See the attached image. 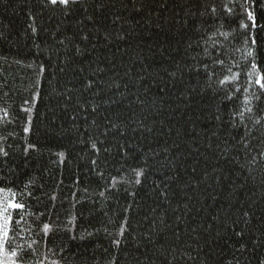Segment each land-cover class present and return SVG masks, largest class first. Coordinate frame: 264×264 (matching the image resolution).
I'll list each match as a JSON object with an SVG mask.
<instances>
[{
    "label": "snow or ice",
    "instance_id": "1",
    "mask_svg": "<svg viewBox=\"0 0 264 264\" xmlns=\"http://www.w3.org/2000/svg\"><path fill=\"white\" fill-rule=\"evenodd\" d=\"M2 2L5 0H0ZM23 2L31 4L32 0ZM37 2L41 14L49 10L53 15L60 14L51 38L63 48V58L59 55L60 49L54 53L62 63H70L75 56H83L86 52L91 55V50L98 47L108 49L112 45L116 51L111 58H105L109 64L107 71H110L116 67L117 53H121V57L127 55L130 40L138 41L141 69L135 79L132 68H127L123 73L127 80L85 78L81 99L74 101L73 92L78 89L65 87L63 92L57 93L65 110L75 103L71 115L73 128L79 130L77 120L88 123L89 116L92 117L89 127L93 131L85 128L86 139L81 142L87 144L96 157L90 160V165L104 181L98 195L105 201L112 198L114 191H121L118 187L121 184L128 185L122 189L127 197L137 201L140 189L146 187L152 175L159 173L158 178L147 185L146 195L153 197L154 206H150L142 218L148 222L146 229L140 222L133 227L131 203L122 205L121 212L114 214L115 218L109 217L107 225L103 226L112 248L105 264H119L121 257L123 264H220L225 245L232 253L225 264H264V254L258 251L264 248V176L259 181V201L253 199L255 191L247 188L249 180H256L254 170L264 169V0ZM27 19L30 22L24 29L25 37L31 39L38 37L41 31H48L36 26V15L31 9ZM67 25L73 26L70 36L64 34L68 31ZM57 33L61 35L58 37ZM7 39L0 31V40ZM117 42L127 44L128 48L121 51ZM35 46L39 48L38 44ZM73 50L74 55L68 56ZM145 51L153 58L158 52L165 59L156 63L142 55ZM39 55L37 53V57ZM51 61L49 56L47 62L41 60L37 64L34 59L28 65L35 74L33 90L18 108L24 114L22 132L25 136L32 132L33 115L42 99V87ZM102 62L98 56L92 77L106 72L100 66ZM58 71L62 73L65 69L60 67ZM46 82L51 87V79ZM3 87L4 84H0V90ZM153 87L159 95H150ZM85 93L91 94L93 99H86ZM169 100L176 104V109L182 106L198 113L195 120L186 121L193 125L191 138L204 142V152L199 148L195 151L204 155L206 162L210 158L217 162L211 165V174L206 170L201 176H192L183 187L179 184L184 163L181 143L172 140L169 144L168 140L161 142L159 139L160 136L171 139L173 132L182 137L181 129L162 119L159 124L168 131L156 128V117L164 114L166 105L171 108ZM18 120L20 117L10 108L0 105V264H63L65 247L53 246L58 226H54L50 213L33 210V182L19 181L17 168L11 163L13 145L8 141L15 139L17 134L7 132L5 135L4 132ZM201 121L204 127L196 131ZM183 135H189L186 129ZM109 138L116 141L112 148L125 163L129 158L139 161L129 166L125 176L119 179L111 175L105 177V169L98 164L101 152L111 153V148L104 146ZM150 138L158 146L149 145L147 151L136 157L134 153ZM35 150V144L24 143L25 156ZM58 155L63 157L64 153ZM191 171L194 174L197 168ZM241 176L243 182L238 183ZM209 188L212 191H208ZM242 189L246 191L241 192ZM83 191L87 193L88 189ZM181 193L183 198H180ZM191 193L211 198L218 207L198 222L196 216L200 210L196 209L193 214L192 201L199 203V199ZM72 195L75 197L76 193ZM240 195L245 198L241 200ZM49 199L55 201V193ZM136 207L143 205L137 202ZM74 220L75 217L69 221L72 227L66 231L73 232ZM254 220L259 222L254 223ZM99 231L100 228L91 232L84 229L79 239L92 237ZM70 239L76 240L77 236L72 234Z\"/></svg>",
    "mask_w": 264,
    "mask_h": 264
},
{
    "label": "trees",
    "instance_id": "2",
    "mask_svg": "<svg viewBox=\"0 0 264 264\" xmlns=\"http://www.w3.org/2000/svg\"><path fill=\"white\" fill-rule=\"evenodd\" d=\"M29 9L36 15V26L39 29H48L47 32L41 31L38 37L31 39L23 35L26 24L30 22L27 19ZM59 15L58 12L53 15L50 10L41 14L40 5L37 0H32L31 4H26L23 0H5V2L0 3V31H3L8 37L7 40H0V57H6V60H0V68H2V72H0V84H4L3 89L0 90V105L10 108L20 117V120L14 125L8 126L4 134L6 135L7 132H15L17 134L15 139L8 141L9 144L13 145L11 152L14 158L11 163L15 164L17 168L19 181L26 183L31 180L33 182L34 187L32 191L34 196L31 200L33 210L50 213L54 226H58L59 231L53 237V246L65 247L63 264H105V261L110 258L109 254H112V248L109 247L110 241L105 236L103 226L107 225L109 217L115 218L114 214L121 212L122 205L131 203L133 211L130 215L132 216L131 223L133 227L136 228L138 222H140L143 223L144 229H146L148 222L142 218L149 207L154 206L153 197L146 195L149 191L147 185H150L152 180L157 179L159 173L152 175L146 182V187L140 189L137 201H133L122 191L124 187H128L125 184L119 185L118 187H120L121 191L119 193H115L114 191L112 198L105 201L103 197L98 195L99 191L102 190L104 181L96 175L95 170L90 165V160L96 157L89 150V146L81 142L86 139L85 128L93 131L89 127L92 117L89 116L88 123H85L83 119L77 120L75 123L80 125L79 130L73 128L74 122L71 120V115L73 114L75 103L65 110L62 103L59 102L57 93L63 92L65 87L74 88L79 90L73 92L74 101L81 99L82 85L85 78H95L98 81L100 79L107 80L109 77L127 80V77L123 76L127 68H132V76L135 79V76L141 69L139 60L141 53L139 48H137L138 41L132 39L130 40L131 48L128 49V54L121 57V53H117L115 57L116 67L110 71H107L109 64L105 58H111L112 52L116 51V48L112 45H109L108 49L98 47L96 50H91V45H89L91 55L86 52L83 56H75L70 63H62L56 59L54 53L57 49H60L59 55L63 58L65 56L63 48L55 44L51 38V32L55 31L59 23ZM49 16L52 18L49 19ZM67 28L68 31L64 34L72 35L73 26L67 25ZM60 35V33H57L58 37ZM93 42L99 43V41ZM117 43L120 44L121 51L128 48L127 44L122 42ZM37 44L39 48L35 46ZM81 46L83 47V45ZM68 47H71V45L69 44ZM37 53H40L39 57H37ZM67 55H74V50ZM142 55L149 59H154L156 63H160L165 59L158 52L154 58L147 51ZM49 56L52 57L51 69L50 72L46 73V79L41 92L42 99L35 108L32 132L25 136L22 132L24 114L19 112L18 108L24 99L30 97L33 90L32 83L35 79V74L33 69L29 68L28 65L34 59L37 64L41 60L47 62ZM98 56L103 61L100 63V66L105 68L106 72L98 73L95 77H92V70L96 67ZM16 61H21L22 63L18 64ZM147 62L146 60L145 63ZM60 67H63L65 71L59 72L58 69ZM153 67H155V64ZM81 68H83L82 72L80 71ZM149 71H152V69H149ZM117 72L119 76L115 75ZM47 79H51V87L46 82ZM132 91L135 92L136 88L133 87ZM4 93H7V95H4ZM150 95H159L155 87H153ZM84 96L88 100L93 99L91 94L85 93ZM168 103L171 104V108L166 105L164 114L156 117L158 121L156 128L157 131L162 130L165 133L168 131L167 127L162 128L159 124V121L162 119L166 124L175 125L181 129L182 137H177L175 132H173L171 139L166 136H160L159 139L161 142L168 140L169 144H171L172 140H177V142L181 143V150L184 153L181 159L184 163L180 169L181 180L179 184L183 187V184L189 181L192 176H201L206 170L211 174V165L217 162L214 158H210L206 162L205 156L200 155V152H204L203 140L199 138L193 140L191 138L193 125L186 123V121L189 118L195 120L198 113L194 114L192 111H187L182 106L176 109V104L171 100ZM105 114L107 115V113ZM53 115L56 117L55 120H53ZM203 127L204 122H199L196 125V131H200ZM185 129L189 135H183ZM25 142L35 144L37 150L30 151L25 156L23 153ZM115 143L116 141L111 138L105 141L104 146L111 148V153L101 152L98 164H100L102 169H105V177L111 175L119 179L125 176L129 166H134L139 161L129 158L125 163L121 155L117 154L116 149L112 148V145ZM149 145L151 147L158 146L155 140L150 138L149 141L143 143L140 151L134 153V155L139 157L142 152L148 150ZM197 148L200 149V152L195 151ZM61 152L64 153L63 157L58 155ZM205 155L210 156L209 153H205ZM197 161H199V164H197ZM193 167L197 168V172L194 174L191 171ZM243 175H246V173ZM253 175L256 176V180H249L247 188L255 191L256 196L253 199L259 201L261 192L259 181L264 176V169L257 168L254 170ZM77 181H79L78 184L76 183ZM237 182H243L242 176ZM173 187H176V185L174 184ZM84 188L88 189L87 193L83 191ZM208 191H212V189L209 188ZM240 191L244 192L246 190L242 189ZM53 193L57 197L55 201L49 199V196ZM73 193H76L75 197L72 195ZM191 194L197 196L196 193ZM248 194L251 195V192H248ZM180 198H183V193H181ZM239 198L243 200L245 197L240 195ZM197 199H199V203L193 200L192 204L195 206L194 215L196 209L200 210L199 215L196 216L199 222L202 217L208 215L218 205L211 198H204L202 194L197 196ZM76 200L80 202L75 203ZM117 200L119 203H117ZM94 201L95 203H93ZM137 202L143 205V207L137 208ZM74 203L75 207H73ZM169 212L171 214V210ZM105 213H107V216ZM259 215L257 213V217ZM73 217H75L73 232L66 231V228L72 227L69 221ZM253 222L257 223L259 221L254 220ZM108 227L109 231H112L111 225ZM96 228H100L101 231L84 240L79 239V236L84 234V229L91 232ZM144 229H139V231H143ZM72 234L77 236L76 240L70 239ZM105 248L108 249L107 253L104 252ZM42 251H46V249H42ZM258 251L264 254V248ZM224 253L225 255L219 258L220 264H225L231 258V249L226 245L224 246ZM119 264H123V257H121Z\"/></svg>",
    "mask_w": 264,
    "mask_h": 264
}]
</instances>
